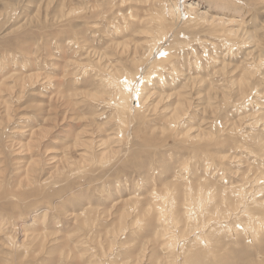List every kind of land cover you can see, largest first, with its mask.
<instances>
[{
  "label": "rangeland",
  "instance_id": "obj_1",
  "mask_svg": "<svg viewBox=\"0 0 264 264\" xmlns=\"http://www.w3.org/2000/svg\"><path fill=\"white\" fill-rule=\"evenodd\" d=\"M0 264H264V0H0Z\"/></svg>",
  "mask_w": 264,
  "mask_h": 264
},
{
  "label": "bare ground",
  "instance_id": "obj_2",
  "mask_svg": "<svg viewBox=\"0 0 264 264\" xmlns=\"http://www.w3.org/2000/svg\"><path fill=\"white\" fill-rule=\"evenodd\" d=\"M122 24V23H121ZM131 102V101H130ZM198 259V258H197Z\"/></svg>",
  "mask_w": 264,
  "mask_h": 264
}]
</instances>
